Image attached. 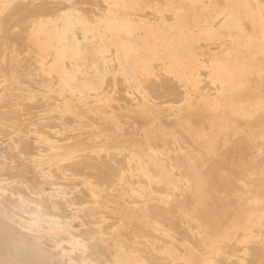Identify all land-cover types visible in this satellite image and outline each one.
Segmentation results:
<instances>
[{
    "label": "rangeland",
    "instance_id": "1",
    "mask_svg": "<svg viewBox=\"0 0 264 264\" xmlns=\"http://www.w3.org/2000/svg\"><path fill=\"white\" fill-rule=\"evenodd\" d=\"M41 1H42V3H41ZM0 2H1L0 3V29H1L0 30V37L3 36L2 40H3V42L5 41L4 42L5 44H3L2 40H0V45H1V47H0V50H1L0 51V55H1L0 56V63H1L0 66H3L7 72L6 76L4 78L0 77V100L2 98H7V99H11V100L13 98H15L12 101L15 104L12 103L11 105H9V107H7V106H6L7 108L4 107V110L2 112H0V114H1L0 116H2V115L8 116L10 118L9 120H11V121L8 120L9 122H7V123H9V125L2 122L1 126L3 129H5L4 130L5 131V139L4 140L10 139L12 137H17V136L19 139L23 140V141H20L18 143V149H20V150L17 152L18 156H17V160L15 163L17 166L20 165L21 163L23 165L28 164V163L19 161L20 158L30 156V154L33 153V151L37 152L38 149L40 150L41 147H43V145L44 146L52 145V143H46V142H40V143L28 142L27 139H28L29 135H26L25 129L29 130V132L36 133L38 135H40L42 133L41 137L45 136L48 138L50 137V139H55L57 141V143H55V145H53V146H57L58 148H60V146L62 145L59 139H61L63 137L64 138L72 137L71 140L74 139L73 141H75V142L72 141L73 143H71L69 147L63 146V148H61L58 151L59 152L57 154L58 156L57 155L56 156H57V158L60 159L62 157V155L64 156L65 153H67V151L70 148H72V146H73L78 151L83 150L82 152H86V153L88 152L90 154V157H92V158L88 157V159L87 158L84 159L85 161L84 160H77V161H73V162L64 161L65 165L67 167H68V165H70L69 168H73L75 170V171L72 170V172L70 171L69 172L70 175H66V177L70 178L67 181L68 182V186H67L68 192L72 195V197L76 196L75 198H77V199H75V198L74 199L77 200V202H82V201L89 200L88 199L89 193L83 187L79 188V186H77V183H75L76 180H74V179H76V177L79 178L81 176V175L76 174L77 170L78 171L80 170V172H82V173L88 171L87 173H89L91 176H93V180H96V179L98 180V178H101V180L99 179V181L107 182V181L112 180V177H114V176L116 178V175L113 174L116 171L121 170L125 167L129 168V167H131V165H133V161L128 162L127 159H125L122 155H120V157L116 156V158L113 157V155L112 156L110 155V158H112V159H110L109 157L102 156V155H101L102 157H100V158L96 157L95 153H93V152H95V150H93V149H98V148L101 149L102 147H107V146L112 147L114 145L113 147H115V146L120 147L121 146L120 148L122 149V151L123 152L125 151L124 153H126V151H127L126 148L129 149L130 147L131 148L136 147L137 150L139 149V151H141L143 153V161L144 162L147 161L150 163V161H152L153 167L151 165V168L154 170V168L156 167V169L158 168L159 170H162V171L166 168V165H164L163 160H161L159 157H157L155 155V153L161 154V155H163L165 153L163 155V157L168 154L169 156L167 155L168 157L166 156L165 158H170L174 162L176 167H178V168L182 167V168H180L181 171L183 172L184 176L187 179H189L191 182H193L195 180V178L198 175L197 173L201 172V173H199V175L196 179H199V181L201 183H204L205 191H207L205 194V198H200V196H199L198 201L195 202L194 201L195 194L193 192L187 190L181 182L177 181L175 178H172L171 175L165 173L164 174V182L161 184H153L152 188L147 190V192L149 191V193L147 194V192H146V196L148 197V195H149L150 200L151 201L153 200L152 202H155L153 198L156 199V202H160L159 199H161V198H162L161 201H164L165 199L167 200V201L166 200L165 201L169 205V207H166V208H169L168 210H166V208H165V210H161L160 209L161 207H159V206L156 208L150 209V213H154V211H155V213H154L155 219L158 221H154V222L151 220L147 221L146 219H148V217H147V214L145 213L142 205H140L138 207V209L140 211L137 209V210H134L135 212H133V210L132 211L129 209L127 210L125 208H123L125 210H122L123 206L121 204L116 209L107 208L108 210L107 209L105 210V212H104L105 216L104 217L105 218L107 217V218L103 222L104 224L101 225L102 230L105 229L104 232L110 231L113 223L118 222V216H120V215L122 216V214H123L122 217L127 219V221L129 220L130 222L128 221L125 224V226H123L124 228L121 227L119 229V230H121V231H119L120 234L118 231L115 233L116 237H117V241L119 242V244L123 243L122 245L129 246L132 243V241H130V240L133 239L135 234H138V228H136V227H139L137 224L140 221L141 223H144L145 225L147 224L146 226L147 227L149 226L148 228H150L154 233H157V235L160 238L163 237L162 239H164L165 241L168 238L171 239L169 241L167 240L169 243H168V246L165 249V251H156L155 256L157 258L156 257L151 258L152 262L156 260L155 261L156 263L153 262V264L154 263L155 264H160V263L165 264V262L167 261V260L164 261L165 256L171 257L172 260L177 264H180V263L203 264L205 262V260L208 259L204 255L203 246L202 247L199 246V239L198 238H197L198 240L191 239L192 237H191V234L188 230V227H184V224H180L181 222H180V219L178 217L179 215L182 214V212H183L182 210H185V211L189 210V211L194 212L196 214V216L202 222V225H203L202 229L204 232H203L201 238L205 242L207 247L212 249L213 253H212L210 259L213 260V263L215 262L214 264H216V263L220 264V262H221V264H231V263L232 264H249L247 259L250 258L249 259L250 261H252V260L254 261L255 259H252V258H254L255 255H256L257 259L259 258V256H261V257L258 260L256 259L255 260L256 262L255 261L254 262L249 261L250 264H253V263L254 264H264V260H263L264 259V249H263L264 248V224H261V221L264 220V146H261V144L264 145V122H263V125H261L260 124L261 121L259 122V120L253 119V122L251 125L252 127H248V129L250 131H252L254 134L252 136H249L248 138L246 136H238L237 137V142H240L243 144V145H241L243 150H245V147L247 148V152L242 154V158H241L240 163H242L243 166L240 168H235L232 166V157H231V153L229 152V149H231L232 146L230 147V141H229V137L227 135H222V146L225 148V151H223V154L221 151L220 152L221 155L219 154L220 155L219 157L218 156H214L215 158L208 157L207 154H205V152L204 153L200 152V154H199L198 151H196V149L194 147L196 145L191 141V139L189 140L190 136L188 138V136L182 130L183 129L182 127L186 128V129H188L190 127H194V126H195V128H200V127L202 128L204 125H206V126H208V128H211L213 126H209V123L211 124V123H215L217 121V120L213 119V112L214 113H217V112L220 113L221 111H226V112L230 111L231 108L233 107V103L229 100V97L227 96V94H221V92H219V90L217 91L215 89L208 88L206 86L207 84L204 85V83L201 81L200 74L198 75V73L192 72L187 77L186 73L180 71L179 69L182 66H184V64H183L184 58L183 57L164 55L163 52L165 50L163 48L162 51L158 50V52H159L158 55L151 57V58L155 59L154 63H148V62L142 63V61L144 59H146V57L141 56V59H140L139 56L135 57V56H128V55H124V56H122V55H118V56L117 55H109L108 57H106V60L108 62L106 63V65H102V66H100L99 64L91 63V62H86L84 59V56H72V57L68 56L64 60L65 63H63L60 60V56L62 55L63 51H65V50L71 51L72 50V42L70 40L68 41V38L72 37V12H71L72 11V0H0ZM20 3H22V4H20ZM60 3H62V4H60ZM35 4H37V5H35ZM39 4H42V5H39ZM43 4H44V6H43ZM38 6H40V7H38ZM43 7L44 8L46 7V8L44 9ZM47 9H49V10H47ZM33 10L36 13L35 12L33 13ZM20 14H21V16H20ZM23 14H24V16H23ZM36 14H38L39 16ZM28 16H29V18H28ZM8 17L10 20L8 19ZM27 18L29 19V20H27L28 23L25 20ZM8 20H9V23H6V21L8 22ZM21 21L23 24L25 23L26 25L23 26L21 24ZM1 22H2V24H1ZM13 22H16V23L18 22V25H20V26H15L16 23H13ZM64 22H66V23H64ZM38 23L41 26H37ZM61 23H64L65 27H66L63 34H61V32H60ZM21 25H22V27H21ZM4 26H5V29L3 28ZM19 27L22 28L21 31H20ZM25 27L27 29H25ZM8 29L10 30L11 33L13 31V33H15V34H10V36H9L10 32H8ZM1 31L5 35H3L1 33ZM22 31H24V32H22ZM16 33H17V35H16ZM19 33L20 34L22 33V35H26L27 37L26 36L24 37L26 39L25 40H24V38L22 39V37H23L22 35H20V37H19L20 39H18ZM8 37H9V39H8ZM4 38H6V39H4ZM21 39H22V41H20ZM7 40H9L8 41L9 43L7 44V46H5ZM13 40H15L16 43L13 42ZM23 41H26V42H23ZM57 42H58V44H57ZM22 43L23 44L25 43L24 46ZM26 45H27V47H26ZM17 46H19V49ZM29 46L32 48H29ZM7 47H9V48H7ZM25 47H26V49H25ZM4 50L8 53H6ZM20 50L22 51V54H20L21 53ZM23 50H24V53H23ZM35 51L37 53H35ZM13 52H16V53H13ZM51 52H52V54H51ZM7 54H8V56H7ZM30 54H31V56H30ZM25 56H27V58H25ZM131 57H133V58H131ZM138 58L141 60V66H143L142 73H139L138 72L139 70H136L137 65H136V63L133 62V61H135V59H138ZM129 59H130V61H129ZM4 60H5V62H4ZM31 61H32V63H31ZM144 61H146V60H144ZM168 61L170 63H168ZM26 62H28V63H26ZM35 62H36V65H35ZM5 63H6V65H5ZM24 63H26L27 65L26 64L24 65ZM132 63H134L135 66ZM71 64H72V67L78 69V72H77L76 77L72 78L71 80H68V79L63 77V74H62L63 73V66L66 65L69 68V67H71L70 66ZM119 64H121L122 66ZM164 68H166V71H164ZM101 69H102V71H101ZM112 69H114V70H112ZM160 74L161 75L165 74V76H174L175 81L178 82L179 84H181V82H183V81L188 82L189 85L192 86V88L190 89L189 102L187 101L188 99H186V100L184 99L181 102L179 101L178 104L177 103L176 104L171 103L170 101H172L175 98L178 99V96L172 95V97H170V93L168 94L169 90L171 89L170 86L166 87V85H165L164 88L158 89L160 91L154 90V92H157V94L153 92V89L149 90L150 85L152 83H154V81H158L161 78ZM118 76H119V78H122V79H119ZM204 79H207V78H204ZM118 80H122V81L119 82ZM208 80H212V77L209 76ZM105 81H107V82H105ZM108 82H109V84H108ZM201 84H203V85H201ZM123 85H125V86H123ZM199 85L204 86V88L203 87L200 88L202 92L200 91V89H198ZM165 88H167L166 90L168 92H166ZM209 90L212 93L209 92ZM254 90L257 91L260 89H254ZM262 90L264 92V89H262ZM120 91H122V92H120ZM206 91H208V92H206ZM162 92H164V94ZM165 92L168 94V95L167 94L166 95L169 96L172 100H170L169 97H166ZM89 93H90V95H89ZM98 93H100V94H98ZM117 93H119V94H117ZM120 93H121V95H120ZM160 93L162 95H165V97L161 98L162 95ZM203 93H205V94H203ZM6 94H7V97H6ZM153 94L158 95V97H160V98L157 99L158 97L156 95H155V97L152 96ZM194 94H196V95L193 96ZM212 94H213V96H212ZM119 95L123 96V98L125 97L124 100H123V98L121 99V97H119ZM209 96H210V98H208ZM29 97H31V98H29ZM86 97H88V98H86ZM138 97H139V99H138ZM152 97H154V98L152 99ZM87 100H89V101H87ZM125 100H126V102H128L127 104H126ZM158 100H160L161 102H159ZM167 100H170V101H167ZM29 101H31V102H29ZM90 101H92V102H90ZM78 102L80 103V105ZM26 103L31 104V105H28V108H27ZM36 103H38L39 106ZM40 103L42 104V106H40L41 105ZM52 103H54V104H52ZM66 103H68V104H66ZM77 103H78V105H77ZM111 103H113V104H111ZM195 103H197V104H195ZM74 104H76V105H74ZM200 104H202V105H200ZM140 105L141 106L143 105V107H140ZM196 105H197V107H196ZM199 105L202 108H200ZM24 106L28 110H25L26 108ZM29 106H30V108H29ZM71 106H72V108H70ZM111 106H113L114 108ZM115 106L118 108L117 110L115 109L116 108ZM171 106H173V107H171ZM36 107H39V108H36ZM98 107H100V108H98ZM128 107H129V109H128ZM156 107H158V108H156ZM164 107H167V108H164ZM226 107H228V108H226ZM85 108H87V109H85ZM103 108L104 109L106 108V109L104 110ZM136 108H137V110H136ZM149 108H151V109H149ZM173 108H174V110H173ZM196 108L197 109L200 108V109H198L199 111ZM125 109H127V110H125ZM143 109H144V112H143ZM146 109L148 110V112ZM64 110L65 111L67 110V112L65 113ZM157 110L159 111V113ZM167 110H169V111H167ZM249 110L252 111L253 114L260 115V111L264 113V104H256V103L250 104ZM174 111H176V112H174ZM177 111L178 112L180 111V112L178 113ZM4 112H6L7 115ZM11 112H13V113H11ZM34 112H37V113L35 114ZM85 112H86V114H85ZM170 112H173V113H170ZM189 112L190 113L193 112L194 114L192 113V115H191ZM185 113H187V114H185ZM27 114H28V116H27ZM59 114H61L60 118L57 117V116H59ZM19 115L22 116V118H24V119L26 117V119L25 120L23 119V121L18 120ZM37 115H38V117H36ZM173 115H176V117L173 118ZM262 115H264V114H262ZM67 116H69V117H67ZM30 117H32V118L29 119ZM126 117H129V118H126ZM196 117H200V119H196ZM65 118H67V120ZM122 118L124 120H122ZM187 118H188V120H187ZM79 119H81V120H79ZM155 119H156V122H155ZM77 120L80 122L79 124H77L78 123ZM87 120H88V122H87ZM112 120H114V121H112ZM118 120H119V122L122 121L121 122L122 124L117 123ZM126 120H127V122H126ZM111 121H112V123H111ZM185 121H190L192 126H189ZM50 122L55 123V125L53 123H50ZM61 122L66 124V125L62 124ZM148 122H150V124ZM162 122H163V124H162ZM166 122H168L169 124ZM123 123H124V125H123ZM127 123H129V124L127 125ZM171 123H173V124H171ZM24 124H25V126H27V125H29V126L25 127ZM41 124H44V125L49 124L50 126H52V124H53L54 127L52 126V127L48 128L47 126H43V128H42ZM56 124H57V126H56ZM98 125H100L101 127ZM132 125H133V127H132ZM170 125L173 128H171ZM174 125H175V127H174ZM31 126H33L32 128H34V129H32ZM45 127H47V128L45 129ZM99 127L101 129H99ZM106 127H108V128L106 129ZM28 128H30V129H28ZM67 128H69V129H67ZM135 128H136V130H135ZM23 129H24V131H23ZM17 131H20V132H18V135H17ZM57 131H58V135L56 134ZM75 131H77V132H75ZM117 131H119V132H117ZM45 132H46V134H45ZM73 132H75V133H73ZM255 132L258 134H256ZM59 133L63 134V135H60ZM64 133H68V134L64 135ZM76 133L79 136L76 135ZM104 133H105V135H103ZM110 133H112V134H110ZM71 134H72V136H71ZM173 134H174V136H173ZM11 135H13V136L11 137ZM19 135H21V136H19ZM53 135L55 136V138H52ZM66 135H67V137H66ZM132 135H134V136H132ZM145 135H148V136H145ZM59 136H61V137H59ZM74 136H76V137H74ZM96 136H97V139H96ZM136 136H137V138H135ZM1 138H2V136H1ZM22 138H24V139H22ZM90 138L91 139L93 138V139L90 140ZM105 138H108V139H105ZM182 138H183V140H182ZM101 139H103V140H101ZM184 139L186 141H184ZM89 140H90V142H89ZM58 141H59V143H58ZM165 141H166V143H165ZM191 142L193 145L189 144ZM245 142L247 144H249L250 146L249 147L244 146ZM144 143H145V145H144ZM22 144H23V146H21ZM29 144H30L31 148H30ZM168 145H169V147H168ZM190 145L192 146V148ZM150 146H151V148H150ZM261 147L263 148V151H262ZM5 149H7V145H5ZM28 150H29V152H28ZM149 150H150V152H149ZM157 150H160V151H157ZM164 150H165V152H164ZM91 151H92V153H91ZM192 151H193V153H192ZM261 152H262V154H261ZM179 154H180V157L177 156ZM203 154L205 156H203ZM20 155H22V156H20ZM170 155H171V157H170ZM195 155H197V156H195ZM94 156H95V158H94ZM121 156H122V158H124L126 160V162L124 159L121 158ZM144 156H146V157H144ZM193 156H194V158H193ZM201 156H202V158L203 157H205V158L202 159ZM178 157H179V159H178ZM184 157H185V159H184ZM220 157H221V159L223 158L222 163L220 162L221 160H219ZM245 157L248 158L246 163L244 161ZM108 158H109V160H108ZM103 159H105V160H103ZM146 159H148V160H146ZM207 159H209V160H207ZM106 160L108 162H106ZM186 160H187V162H186ZM191 160H192V162H191ZM218 160H219V162H218ZM79 161L82 163H80ZM215 161H217V162H215ZM18 162H20V163H18ZM93 162L95 165L93 164ZM96 162L98 164L97 167H96ZM103 162L107 163L108 165H106ZM111 163L116 165L118 170ZM126 163H129V165H127ZM187 163H189L190 165ZM206 163H207V165H206ZM214 163H216L217 165L222 164L223 166L222 165L216 166V164H214ZM86 164H87V166H86ZM124 164H126V165H124ZM201 164H203L202 166H206V167H201ZM120 165L122 166V168L120 167ZM113 166H114V169H113ZM191 166H193V167H191ZM210 166H215L216 171H215L214 167L210 168ZM80 167H81V169H80ZM217 167H218V169H217ZM101 168H102V170H101ZM105 168L106 169L108 168V169H107V172L105 170V173H104L103 170ZM204 168H206V169L208 168L207 171H205ZM220 168L221 169L225 168L226 170H224V171L228 172L227 175L225 173H223L224 172L223 170L221 172ZM111 169L113 171L115 169L116 170H115V172L112 171L113 173L111 174V171H108ZM209 169H210V171H209ZM16 170H17V168H16ZM16 170H13V173H15ZM196 170H198V171H196ZM217 170H219V171H217ZM92 171H93V173H92ZM212 171H213V173H212ZM106 173H110L112 175V177H111V175L106 174ZM59 174H61V173H58V175ZM75 174L78 176H76ZM105 174L107 176H105ZM213 174H215V176H212ZM71 175H75L76 177L73 176L74 179H72ZM195 175H196V177H195ZM60 176H62V175H60ZM200 177L201 178L203 177V178L201 179ZM215 177H217V181H216ZM115 178H113V180ZM205 179L208 182L205 181ZM211 179H213V180L209 181ZM218 179L220 181H218ZM214 181H216V184ZM243 181H244V183H242ZM245 181H247V182L245 183ZM252 181H253V184H251ZM209 182H212V183H210L211 186L209 185ZM220 182H222V183H220ZM206 184H208V185H206ZM218 184L220 185V187L217 186ZM164 185L165 186L168 185V186L165 187ZM213 186H214L215 190H214ZM222 186H224V187H222ZM251 186L254 188H252ZM74 187H75V189H74ZM154 187H156V188H154ZM158 187H160V188H158ZM216 187H218L220 190L218 188L216 189ZM165 188L167 189V191L165 190ZM71 189H72V192H71ZM153 189H154V191H153ZM181 190L183 191V193ZM159 191H161L162 194ZM174 191H177V192H174ZM178 191L181 193H179ZM240 191H243V192H240ZM245 191L246 192L249 191V193L248 192L246 193ZM170 192H171V194H170ZM216 192H218V193H216ZM250 192H252V193H250ZM76 194L77 195L80 194V195H78L79 198ZM159 194H161V195H159ZM209 194L211 195V197ZM222 195H224V196H222ZM244 195L246 196V198ZM111 197H112L111 195L107 196L106 200H105L107 203L106 205H109L110 207H112L113 204L114 205L116 204L114 197L113 198H111ZM249 198L251 199V201ZM110 199H111V202L108 203V201ZM243 200H245V201H243ZM246 200H247V202H246ZM174 203H175V206H173ZM240 204H241V206H240ZM170 208L173 209L174 211L171 210ZM176 208H178L181 213H178L177 211H175ZM244 208H246V210ZM247 209H249V211ZM110 210H112V211H110ZM125 211H126V213H125ZM143 211H144V213H143ZM170 211L172 212L171 213L172 216L170 215ZM121 212H122V214H121ZM111 213H112V216H111ZM94 214L97 215L96 211L92 210L90 213L91 218L89 220V222H91L90 223L91 226H93L92 222H94L93 217L96 216ZM114 214H115V216H113ZM238 214H241V215H238ZM136 215H138V216H136ZM160 215H162L163 220H162V217ZM237 215H238V217H237ZM125 216L128 218H126ZM142 216H144V218H142ZM110 218H112V219H110ZM132 218H133V220H132ZM91 219H92V221H91ZM111 220L115 221V222H112ZM229 220H230V222H229ZM107 221H109V222H107ZM142 221H144V222H142ZM110 222H111V224H110ZM168 222H171V223L173 222V223L171 224ZM174 222H176V223L174 224ZM181 227L183 230L185 228L186 229L183 231L181 229ZM164 229H168V230H164ZM175 230L176 231L178 230V231L176 232ZM262 230H263V232H262ZM130 231H132V232H130ZM173 231H175V232H173ZM174 233H176V234H174ZM182 233H184V234H182ZM212 233H213V235H212ZM178 235H180V236H178ZM183 235H185V236H183ZM187 235H188V237H187ZM175 236L176 237L177 236L182 237V239L176 238ZM212 236H213V238H211ZM125 240H128V241H125ZM196 242H198V244ZM126 243H128V245ZM175 243H177V244H175ZM106 244H107L106 245V251L109 254H107L105 256V259H106V261L107 260L111 261L112 258L114 256H116L119 252L114 248L112 249L108 239L106 240ZM174 244L176 245L177 249H176ZM233 244H234V246H233ZM177 245H179L180 247ZM188 246H190L192 249L190 247L188 248ZM256 246H258V248H260L261 250L263 249V250L261 251ZM199 247L202 249V251ZM252 247H253V249H252ZM254 247H256V248H254ZM197 248H198V250H197ZM171 249H173V250H171ZM257 249H258V251H256ZM218 250H220L221 253H218L217 252ZM253 250H255V252H253ZM233 251H234V253H233ZM170 252H171V254H170ZM256 252L258 253L259 256L257 255ZM186 253H188V254H186ZM228 253L231 255H229ZM201 254H202V257H201ZM260 254H262V255H260ZM251 256H253V257H251ZM109 257H111V258H109ZM159 257L160 258L162 257V259H160ZM218 259H220V260H218Z\"/></svg>",
    "mask_w": 264,
    "mask_h": 264
},
{
    "label": "bare ground",
    "instance_id": "2",
    "mask_svg": "<svg viewBox=\"0 0 264 264\" xmlns=\"http://www.w3.org/2000/svg\"><path fill=\"white\" fill-rule=\"evenodd\" d=\"M91 1V0H90ZM99 1V0H98ZM216 1V0H215ZM6 2V1H5ZM38 2V1H37ZM47 2V1H46ZM74 2V1H73ZM147 2V1H146ZM149 2V1H148ZM214 2V1H213ZM218 2V1H216ZM221 2V1H219ZM1 3V2H0ZM4 3V2H3ZM42 3V1H41ZM76 3V2H75ZM82 3V2H81ZM137 3V2H136ZM234 3V2H233ZM22 4V3H20ZM26 4V3H25ZM24 4V5H25ZM46 4V3H45ZM48 4V3H47ZM50 4V3H49ZM62 4V3H60ZM73 4V3H72ZM88 4V3H87ZM99 4V3H98ZM221 4V3H220ZM17 5V4H16ZM29 5V4H28ZM37 5V4H35ZM39 5H42V4H39ZM81 5V4H80ZM103 5V4H102ZM139 5V4H138ZM227 5V4H226ZM3 6V5H2ZM19 6V5H18ZM44 6V4H43ZM46 6V5H45ZM74 6V5H73ZM91 6V5H90ZM100 6V5H99ZM129 6V5H128ZM141 6V5H140ZM146 6V5H145ZM181 6V5H180ZM233 6V5H232ZM17 7V6H16ZM25 7V6H24ZM40 7V6H38ZM93 7V6H92ZM101 7V6H100ZM135 8V6H133ZM158 7V6H157ZM219 7V6H218ZM13 8V7H12ZM44 8V7H43ZM46 8V7H45ZM44 8V9H45ZM49 8V7H48ZM66 8V7H65ZM140 8V7H139ZM144 8V7H143ZM26 9V8H25ZM40 9V8H39ZM120 9V8H119ZM37 10V9H36ZM42 10V9H41ZM40 10V11H41ZM49 10V9H47ZM62 10V9H61ZM142 10V9H141ZM156 10V9H154ZM205 10V9H204ZM25 11V10H24ZM27 11V10H26ZM38 11V10H37ZM52 11V10H51ZM104 11V10H103ZM136 11V10H135ZM237 11V9L235 10ZM3 12V11H2ZM19 12V11H18ZM35 11L33 10V13ZM44 12V11H43ZM72 12V11H71ZM21 13V12H20ZM23 13V12H22ZM36 13V12H35ZM50 13V12H49ZM48 13V14H49ZM77 13V12H76ZM91 13V12H90ZM6 14V13H5ZM44 14V13H43ZM47 14V15H48ZM102 14V13H101ZM234 14V13H233ZM13 15V14H12ZM11 15V16H12ZM16 15V14H15ZM18 15V14H17ZM32 15V14H31ZM38 15V14H36ZM85 15V14H84ZM88 15V14H87ZM91 15V14H90ZM94 15V14H93ZM215 15V14H214ZM10 16V17H11ZM21 16V14H20ZM24 16V14H23ZM33 16V15H32ZM39 16V15H38ZM41 16V15H40ZM96 16V15H94ZM105 16V14H104ZM127 16V15H126ZM143 16V15H142ZM19 17V16H18ZM86 17V16H85ZM90 17V16H89ZM128 17V16H127ZM167 17V16H166ZM2 18V17H1ZM25 18V17H24ZM29 18V16H28ZM25 19L26 22L28 23L27 20L29 19ZM43 18V17H42ZM48 18V17H47ZM97 18V17H96ZM101 18V17H100ZM169 18V16H168ZM167 18V19H168ZM173 18V17H172ZM188 18H191V17H188ZM194 18V17H193ZM9 19V17H8ZM12 19V18H11ZM17 19V18H16ZM33 19V18H32ZM91 19V17H90ZM93 19V18H92ZM130 19V18H129ZM186 19V18H185ZM10 20V19H9ZM9 20L8 22L6 21V23H9ZM35 20V19H34ZM133 20V19H132ZM151 20V19H150ZM154 20V19H153ZM183 20V19H182ZM198 20V18L196 19ZM13 21V20H12ZM23 21V20H22ZM21 21V24L23 26H25L26 24L22 23ZM49 21V20H48ZM54 21V20H53ZM65 21V20H64ZM93 21V20H92ZM168 21V20H167ZM193 21V19H192ZM191 21V22H192ZM136 22V21H135ZM149 22V21H148ZM163 22V21H162ZM174 22V21H173ZM176 22V21H175ZM186 22V21H184ZM13 23H16V22H13ZM66 23V22H64ZM64 23H61V34L64 33V30H65V24ZM2 24V22H1ZM17 24V25H16ZM15 24V26H20L18 25V22ZM134 24V23H133ZM136 24V23H135ZM171 24V23H170ZM179 24V23H178ZM177 24V25H178ZM191 24V23H190ZM209 24V23H208ZM21 25V27H22ZM47 25V24H46ZM59 25V24H58ZM75 25V24H74ZM147 25V24H146ZM165 25V24H164ZM188 25H189V22H188ZM187 25V26H188ZM192 25V24H191ZM203 25V24H202ZM3 26V25H2ZM37 26H41L39 23L37 24ZM128 26V25H127ZM140 26V25H139ZM60 27V26H59ZM130 27V26H129ZM132 27V26H131ZM137 27V26H136ZM149 27V26H148ZM161 27V26H160ZM173 28H175L174 26H172ZM191 27V26H190ZM207 27V26H206ZM2 28V27H1ZM5 29V26L3 27ZM8 28V27H7ZM24 28V27H23ZM29 28V27H28ZM128 28V27H127ZM187 28V27H186ZM20 31L22 28H20ZM25 29H27L25 27ZM36 29V28H35ZM59 29V28H58ZM126 29V27H125ZM152 29V28H151ZM176 29V28H175ZM185 29V28H184ZM189 29V28H188ZM245 29V28H243ZM1 30V29H0ZM7 30V29H6ZM24 30V29H23ZM37 30V29H36ZM129 30V29H128ZM136 30V29H135ZM138 30V28H137ZM162 30V29H160ZM26 31V30H25ZM38 31V30H37ZM133 31V30H132ZM221 31V30H220ZM223 31V30H222ZM4 32V31H3ZM8 32H10V30L8 29ZM24 32V31H22ZM27 32V31H26ZM42 32V31H41ZM215 32V31H214ZM250 32V31H249ZM2 33V31H1ZM125 33V32H124ZM130 33V32H129ZM141 33V32H140ZM205 33V32H204ZM222 33V32H221ZM247 33V32H246ZM3 34V33H2ZM10 34H15L10 32L9 33V36ZM139 34V33H138ZM220 34V33H219ZM218 34V35H219ZM257 34V33H256ZM5 35V34H3ZM17 35V33H16ZM20 35H22V33L18 35V39H20ZM197 35V34H196ZM204 35V34H203ZM8 36V35H7ZM22 39L26 36V35H22ZM81 36V35H80ZM131 36V35H130ZM153 36V35H152ZM156 36V35H155ZM191 36V35H190ZM198 36V35H197ZM5 37V36H4ZM27 37V36H26ZM36 37V36H35ZM175 37V36H174ZM178 37V36H177ZM244 37V36H243ZM3 36L0 37V40H2ZM76 38V37H75ZM80 38V37H79ZM87 38V37H86ZM141 38V37H140ZM259 38V37H258ZM6 39V38H4ZM9 39V37H8ZM22 39L20 41H22ZM26 38H24L25 40ZM81 39V38H80ZM89 39V38H88ZM125 39V38H124ZM204 39V38H203ZM17 40V39H16ZM120 40V39H119ZM133 40V39H131ZM130 40V41H131ZM136 41L138 39H135ZM133 40V42L135 41ZM200 40V39H199ZM9 40H7L6 42V45L9 43L8 42ZM11 41V40H10ZM5 42V41H4ZM2 40V43L5 44ZM12 42V41H11ZM13 42H15V40H13ZM23 42H26V41H23ZM120 42V41H119ZM138 42V41H137ZM153 42V41H152ZM161 42V41H160ZM16 43V42H15ZM118 43V42H117ZM135 43V42H134ZM190 43V42H189ZM198 43V42H197ZM220 43V42H219ZM2 44V45H3ZM23 44V43H22ZM25 44V43H24ZM23 44V46H24ZM27 44V43H26ZM58 44V42H57ZM136 44V43H135ZM134 44V45H135ZM139 44V43H138ZM231 44V43H230ZM21 45V44H20ZM19 45V46H20ZM28 45V44H27ZM26 45V47H27ZM55 45V44H54ZM171 45V44H170ZM178 45V44H177ZM204 45V44H203ZM218 45V43L216 44ZM9 46V45H8ZM19 46L18 49H19ZM96 46V45H95ZM139 46V45H138ZM159 46V44H158ZM186 46V45H185ZM1 47V45H0ZM10 47V46H9ZM7 47V48H9ZM25 47V49H26ZM60 47V46H59ZM149 47V46H148ZM178 47V46H177ZM189 47V46H188ZM197 47V46H196ZM202 47V45H201ZM204 48L206 47L205 45L203 46ZM239 47V46H237ZM236 47V49H238ZM5 48V47H4ZM29 48H32L29 46ZM94 48V47H93ZM97 48V47H95ZM118 48H119V45H118ZM173 48V47H172ZM2 49V48H1ZM21 49V48H20ZM86 49V48H85ZM138 49V48H137ZM157 49V47H156ZM163 49V48H162ZM176 49V48H175ZM6 50V49H5ZM4 50V51H5ZM52 50V49H51ZM173 50V49H172ZM193 50V49H192ZM1 51V50H0ZM8 51V50H7ZM18 51V50H17ZM16 51V52H17ZM21 51V50H20ZM119 51V50H118ZM121 51V50H120ZM139 51V50H138ZM141 51V50H140ZM162 51V50H161ZM169 51V50H168ZM6 52V51H5ZM16 52H13V53H16ZM72 50L69 51V50H65L63 51L62 55L60 56V60L64 62V60L66 59V57L68 56H75L74 53L72 54ZM148 52V51H147ZM237 52V51H236ZM8 53V52H6ZM23 53H24V50H23ZM35 53H37L35 51ZM90 53V52H89ZM88 53V54H89ZM102 53V52H101ZM139 53V52H138ZM205 53V52H204ZM2 54V53H1ZM22 54V51L21 53ZM52 54V52H51ZM122 54V52L120 53ZM142 54H143V51H142ZM168 54V53H167ZM202 54V53H201ZM91 55V54H90ZM140 55V54H139ZM172 55V54H171ZM238 55V54H236ZM1 56V55H0ZM5 56V55H4ZM8 56V54H7ZM31 56V54H30ZM93 57V56H92ZM97 57V56H96ZM25 58H27V56H25ZM51 58V57H50ZM59 58V57H58ZM133 58V57H131ZM188 58V57H187ZM33 59V58H32ZM98 59V58H97ZM139 59V58H138ZM238 59V58H237ZM242 59V58H241ZM263 59V58H262ZM27 60V59H26ZM30 60V59H29ZM28 60V61H29ZM134 60V59H133ZM189 60V59H188ZM200 60V59H199ZM240 60V59H239ZM130 61V59H129ZM138 61V60H137ZM5 62V60H4ZM3 62V63H4ZM45 62V61H44ZM51 62V61H50ZM238 62V61H237ZM245 62V60H244ZM263 62V61H262ZM28 63V62H26ZM24 63V65L26 64ZM32 63V61H31ZM158 63V62H157ZM156 63V64H157ZM206 63V62H205ZM228 63V62H227ZM250 63V62H249ZM1 64V63H0ZM8 64V63H7ZM134 64V63H132ZM159 64V63H158ZM208 64V63H207ZM244 64V63H242ZM6 65V63H5ZM27 65V64H26ZM33 65V64H32ZM35 65H36V62H35ZM46 65V64H45ZM115 65V64H114ZM121 65V64H119ZM154 65V64H153ZM180 65V64H179ZM71 67H67L66 65L63 66V77L68 79V80H71L72 78L76 77L77 75V72H78V69L72 67V64L70 65ZM89 66V65H88ZM109 66V65H108ZM116 66V65H115ZM122 66V65H121ZM135 66V65H134ZM258 66V65H257ZM256 66V67H257ZM25 67V66H24ZM27 67V66H26ZM45 67V66H44ZM85 67V66H84ZM256 67H253L254 70L256 69ZM52 68V67H51ZM115 68V67H114ZM155 68V67H154ZM7 69V68H6ZM54 69V68H53ZM242 69V68H241ZM246 69V68H245ZM249 68H247L248 70ZM8 70V69H7ZM56 70V69H55ZM114 70V69H112ZM121 70V69H120ZM132 70V69H131ZM201 70V69H200ZM253 70V72H254ZM135 71V70H134ZM207 71V69H206ZM231 71V70H230ZM237 71H240V70H237ZM256 71V70H255ZM120 72V71H119ZM123 72V71H122ZM200 72V71H199ZM251 76V72L248 71ZM6 70L4 69L3 66H0V77L4 78L6 76ZM55 73V72H54ZM187 73V72H186ZM206 73V72H204ZM241 73V72H240ZM244 73V72H243ZM61 74V73H60ZM134 74V73H133ZM229 74V73H228ZM121 75V74H120ZM119 75V76H120ZM161 75V74H160ZM200 75H201V72H200ZM243 75V74H242ZM247 75V76H248ZM118 76V78H119ZM206 76V75H205ZM231 76V75H230ZM245 76V75H244ZM160 78V77H159ZM61 79V78H60ZM107 79V78H106ZM119 79H122V78H119ZM2 80V79H1ZM36 80V79H35ZM54 80V79H53ZM39 81V80H38ZM119 82L122 81V80H118ZM141 81V80H140ZM202 81V80H201ZM253 81V80H252ZM107 82V81H105ZM118 82V83H119ZM153 82V81H152ZM54 83V82H53ZM147 83V82H146ZM145 83V84H146ZM234 83V82H233ZM252 83V82H251ZM255 83V82H254ZM107 84V83H106ZM109 84V82H108ZM124 84V83H123ZM151 84V83H150ZM208 84V83H206ZM229 84V83H228ZM250 84V83H249ZM66 85V84H65ZM64 85V86H65ZM119 85V84H118ZM166 85V87L170 86L171 89L169 90V92L166 90L167 88H165L166 92H168V94L170 93V97L173 96H178V99L175 98V99H171L169 96H167L168 94L165 92V95L166 97H169L170 100H167V101H170L171 103H177L184 99H186V90L183 89L182 85L179 84L178 82L172 80V77H166L165 74L161 75V78L158 80V81H154V83H152L150 85V88L149 90H152L153 89V92L154 90L156 91H160L158 89L160 88H164ZM202 85V84H201ZM205 85V84H204ZM227 85V84H226ZM17 86V85H16ZM122 86V85H121ZM125 86V85H123ZM142 86V85H141ZM149 86V85H148ZM207 86V85H206ZM209 86V85H208ZM207 86V87H208ZM230 86V85H229ZM254 86V85H253ZM112 87V86H111ZM202 87V86H201ZM216 87H218L216 85ZM251 87V86H250ZM264 87V86H263ZM16 88V87H15ZM67 88V87H66ZM105 88V87H104ZM103 88V89H104ZM144 88V87H143ZM147 88V89H148ZM204 88V86H203ZM202 88V89H203ZM210 88V86L208 87ZM219 88V87H218ZM200 89V88H198ZM212 89V88H211ZM229 89V88H228ZM58 90V89H57ZM56 90V91H57ZM148 90V91H149ZM218 91V89H216ZM7 91V90H6ZM147 91V90H146ZM171 91V92H170ZM201 91V89H200ZM199 91V92H200ZM214 91V90H213ZM4 92V91H3ZM90 92V91H89ZM99 92V91H98ZM106 92V91H105ZM122 92V91H120ZM197 92V91H196ZM202 92V91H201ZM204 92V91H203ZM208 92V91H206ZM209 92H211L209 90ZM239 92V91H238ZM148 93V92H147ZM157 94V92H154ZM159 93V92H158ZM164 94V92H162ZM212 93V92H211ZM210 93V94H211ZM63 94V93H62ZM69 94V93H68ZM67 94V95H68ZM100 94V93H98ZM109 94V93H108ZM119 94V93H117ZM145 94V93H144ZM152 94V93H151ZM155 94V95H156ZM161 94V93H160ZM205 94V93H203ZM202 94V95H203ZM42 95V94H41ZM87 95V94H86ZM90 95V93H89ZM93 95V94H92ZM97 95V94H96ZM121 95V93H120ZM121 99L123 98V96H120ZM155 95L153 94L152 96L155 97ZM162 95V94H161ZM160 95V96H161ZM165 95H162V97H165ZM196 94H194L193 96H195ZM11 96V95H10ZM28 96V95H27ZM30 96V95H29ZM45 96V95H44ZM47 96V95H46ZM65 96V95H64ZM135 96V95H134ZM158 97V95H156ZM180 96V97H179ZM205 96V95H204ZM213 96V94H212ZM211 96V97H212ZM215 96V95H214ZM6 97H7V94H6ZM66 97V96H65ZM117 97V96H116ZM118 97V98H119ZM152 97V99L154 98ZM156 97V98H157ZM206 97V96H205ZM31 98V97H29ZM35 98V97H34ZM33 98V99H34ZM42 98V97H41ZM52 98V97H51ZM88 98V97H86ZM103 98V97H102ZM106 98V97H105ZM108 98V97H107ZM125 98V97H124ZM123 98V100H124ZM160 97H158L157 99H159ZM174 98V97H173ZM210 98V96L208 97ZM258 98V97H257ZM15 99V98H13ZM13 99H7V98H2L0 100V112H2L4 110V107H9V105H11L13 102ZM17 99V98H16ZM26 99V98H25ZM36 99V98H35ZM79 99V98H78ZM120 99V98H119ZM127 99V98H126ZM139 99V97H138ZM217 99V98H216ZM27 100V99H26ZM76 100V99H75ZM74 100V101H75ZM218 100V99H217ZM40 101V100H39ZM89 101V100H87ZM93 101V100H92ZM90 101V102H92ZM120 101V100H119ZM159 102H161L160 100H158ZM235 101V100H234ZM25 102V101H24ZM31 102V101H29ZM109 102V101H108ZM111 102V101H110ZM126 102V100H125ZM130 102V101H129ZM139 102V101H138ZM193 102V101H192ZM196 102V101H195ZM208 102V101H207ZM206 102V103H207ZM221 102V101H220ZM219 102V103H220ZM236 102V101H235ZM240 102V101H239ZM55 103V102H54ZM52 103V104H54ZM70 103V102H69ZM72 103V102H71ZM79 103V102H78ZM77 103V105H78ZM128 102H126L127 104ZM140 103V102H139ZM170 103V104H171ZM194 103V102H193ZM204 103V102H203ZM212 103V102H211ZM214 103V102H213ZM223 103V102H222ZM15 104V103H13ZM24 104V103H23ZM27 104V108H28V105H31V104ZM25 104V105H26ZM38 105V103H36ZM35 104V105H36ZM41 104V103H40ZM64 104V103H63ZM68 104V103H66ZM113 104V103H111ZM115 104V103H114ZM120 104V103H119ZM130 104V103H129ZM141 104V103H140ZM197 104V103H195ZM205 104V103H204ZM208 104V103H207ZM50 105V104H49ZM76 105V104H74ZM80 105V103H79ZM88 105V104H87ZM118 105V104H117ZM202 105V104H200ZM199 105V107H200ZM227 105V104H226ZM230 105V104H229ZM235 105V104H234ZM39 106V105H38ZM42 106V104L40 105ZM114 106V105H113ZM111 106V107H113ZM191 106V105H190ZM195 106V105H194ZM228 106V105H227ZM238 106V105H237ZM243 106V105H242ZM240 106V107H242ZM6 107V108H7ZM23 107V106H22ZM25 107V106H24ZM32 107V106H31ZM61 107V106H60ZM91 107V106H90ZM95 107V106H94ZM105 107V106H104ZM116 107V106H115ZM121 107V106H120ZM127 107V106H126ZM140 107H143V105ZM173 107V106H171ZM177 107V106H176ZM188 107V106H187ZM197 107V105H196ZM207 107V106H206ZM218 107V106H217ZM229 107V106H228ZM226 107V108H228ZM11 108V107H10ZM26 108V107H25ZM25 109V110H28V109ZM30 108V106H29ZM36 108H39V107H36ZM72 108V106L70 107ZM100 108V107H98ZM108 108V107H107ZM114 108V107H113ZM122 108V107H121ZM135 108V107H134ZM158 108V107H156ZM164 108H167V107H164ZM175 108V107H174ZM173 108V110H174ZM183 108V107H182ZM192 108V107H191ZM202 108V107H200ZM198 108V109H200ZM247 108V107H246ZM16 109V108H15ZM87 109V108H85ZM104 109V108H103ZM102 109V110H103ZM106 109V108H105ZM104 109V110H105ZM116 110L118 109L117 107L115 108ZM129 109V107H128ZM151 109V108H149ZM179 109V108H178ZM197 109V108H196ZM197 109V110H198ZM222 109V108H221ZM24 110V109H23ZM101 110V111H102ZM103 110V111H104ZM127 110V109H125ZM135 110V109H134ZM137 110V108H136ZM147 110V109H146ZM190 110V109H189ZM210 110V109H209ZM18 111V110H17ZM16 111V112H17ZM65 111V110H64ZM122 111V110H121ZM150 111V110H149ZM158 111V110H157ZM169 111V110H167ZM199 111V110H198ZM220 111V110H219ZM233 111V110H232ZM60 112V111H59ZM62 112V111H61ZM67 112V110L65 111V113ZM100 112V111H99ZM112 112V111H111ZM143 112H144V109H143ZM148 112V110H147ZM155 112V111H154ZM176 112V111H174ZM178 112V111H177ZM180 112V111H179ZM178 112V113H179ZM183 112V111H182ZM209 112V111H208ZM212 112V111H211ZM225 111H223L224 113ZM231 112V110H230ZM237 112V111H236ZM261 112V111H260ZM6 114V112H4ZM8 113V112H7ZM13 113V112H11ZM35 114L37 112H34ZM57 113V112H56ZM150 113V112H149ZM159 113V111H158ZM170 113H173V112H170ZM184 113V112H183ZM190 113V112H189ZM193 113V112H192ZM192 113H190L192 115ZM196 113V112H195ZM214 113V112H213ZM218 113V112H217ZM240 113V112H239ZM247 113V112H246ZM3 114V113H2ZM70 114V113H69ZM75 114V113H74ZM86 114V112H85ZM103 114V113H102ZM120 114V113H119ZM127 114V113H126ZM130 114V113H129ZM147 114V113H146ZM156 114V113H155ZM187 114V113H185ZM194 114V113H193ZM226 114V112H225ZM264 114V113H263ZM1 115V114H0ZM7 115V114H6ZM30 115V114H29ZM32 115V114H31ZM44 115V114H43ZM57 115V114H56ZM67 115V114H66ZM76 115V114H75ZM105 115V114H104ZM122 115V114H121ZM162 115V114H161ZM178 115V114H177ZM238 115V114H237ZM242 115V114H241ZM256 115V114H255ZM262 115V114H261ZM11 116V115H10ZM24 116V115H23ZM26 116V115H25ZM28 116V114H27ZM170 116V115H169ZM186 116V115H185ZM226 116V115H225ZM233 116V115H232ZM263 116V115H262ZM38 117V115L36 116ZM56 117V116H55ZM57 117H61V114H59V116ZM69 117V116H67ZM96 117V116H95ZM113 117V116H112ZM168 117V116H167ZM176 117V115H173V118ZM178 117V116H177ZM228 117V116H227ZM16 118V117H15ZM32 117H30L29 119H31ZM49 118V117H48ZM73 118V117H72ZM91 118V117H90ZM114 118V117H113ZM126 118H129V117H126ZM132 118V117H131ZM144 118V117H143ZM154 118V117H153ZM229 118V117H228ZM10 118L8 116H0V264H153V262L155 261H151V258H154L156 257L155 256V253L156 251H165V249L167 248L168 246V241L171 240V239H167L166 241L162 238H160L157 233H154L150 228H148L144 223H141L140 221L138 222V226L139 227H136L138 228V234H135V236L133 237L132 240V243L129 245V246H125V245H122V244H119V242L117 241V237H116V232L118 231H121L119 230L121 227L125 226V224L129 221H127V219H125L122 214V216H118V222L117 223H113L112 225V228L110 229V231L108 232H104L105 229L102 230V224H104L103 222L106 220V218L104 217V212L107 208H113V209H116L119 205L122 204V210H125V209H129V210H133V212H135L134 210H137L138 207L140 205H142V207L144 208V211L145 213L147 214V217L148 219H146L147 221L148 220H151V221H158L155 219V211L154 213H150V209L152 208H156V207H161L160 209L161 210H165L166 207H169L168 203L164 200V201H161V199H159L160 202H156V199H154L155 202H152L149 198V195L148 197L146 196V192L147 190H149L150 188H152L153 184H161L164 182V174L167 173L169 175H171L172 178H175L177 181L181 182L185 188L191 192H193L195 194L194 196V201L197 202L198 201V198L200 196V198H205V194L207 191H205V186H204V183H201L199 181V179H196L199 175V173L201 172H196L198 175L196 177L195 175V180L193 182H191L189 179H187L183 172L181 171L180 168L176 167V165L174 164V162L170 159V158H165L166 156L163 157V155L161 154H157L155 153V155L157 157H159L161 160H163V163L164 165H166V168L162 171V170H159L158 168L156 169V167L154 168V170L151 168V165H152V161L149 162H144L143 161V153L141 151H139V149L137 150V148H126L127 151L126 153H124L122 151V149L120 147H102L101 149L98 148V149H93L95 150V156L96 157H102V156H105V157H109L110 158V155L113 157L116 158V156H119L122 155L125 159H127V161H133V165H131V167L129 168H123L121 170H118V168L116 167V165H114L116 167V169L118 171L115 172V170L113 171L112 169L111 170H108V171H111V174L113 172V174L116 175V178L115 176L112 177V175L110 173H106V174H109L111 175L112 177V180L110 181H107V182H101L99 181V179L101 180V178H98V180H93V176H91L89 173L87 172H80V170L76 171V174L78 175H81L79 178H77L76 176L78 175H71L72 176V179L73 176L76 177V182L77 183V186H79V188L83 187L85 190L88 191L89 195H88V199L87 201H82V202H77V198L75 197H72V195L68 192V180L70 179L69 177H66V175H70V171L72 172V170H74L73 168H69L70 165H68V167L65 165V162L64 161H70V162H73V161H77V160H84V159H88V157H90V154L86 153V152H82V151H78L76 150L73 146L72 148H70L67 153H65V155L59 159L57 158V154L59 153L58 151L63 148V146H70L71 143L75 142L72 139V137L70 138H61L59 139L60 142H61V146L60 148H58L57 146H53L55 145V143H57V141L55 139H50V137H41V134L38 135L36 133H32V132H29V130L25 129L26 130V135H29L28 136V139L27 141L28 142H34V143H40V142H46V143H52V145H48V146H44L41 147V149L37 152H34L30 154V156H26V157H23V158H20L19 161H22V162H25V163H28L27 165H23L22 163L20 165H16V160H17V152L20 150L18 149V143L20 141H23L21 139L17 137H12L13 135H11L12 138L10 139H5V129L2 128L1 126V123H6L7 125H9V120ZM24 118H22V116H18V120H21L23 121ZM26 119V117H25ZM24 119V120H25ZM38 119V118H37ZM67 120V118H65ZM83 119V118H82ZM112 119V118H111ZM159 119V118H158ZM161 119V118H160ZM168 119V118H167ZM185 119V118H184ZM208 119V118H207ZM211 119V118H210ZM234 120V118H232ZM237 119V118H236ZM9 120V121H8ZM81 120V119H79ZM85 120V119H84ZM91 120V119H90ZM94 120V119H93ZM122 120H124L122 118ZM142 120V119H141ZM34 121V120H33ZM75 121V120H74ZM78 121V120H77ZM110 121V120H109ZM114 121V120H112ZM111 121V123H112ZM174 121V120H173ZM25 122V121H24ZM48 122V121H47ZM68 122V121H67ZM82 122V121H81ZM88 122V120H87ZM90 122V121H89ZM122 121L118 122L117 123H121ZM127 122V120H126ZM154 122V121H153ZM155 122H156V119H155ZM189 126H192L191 122L190 121H185ZM238 122V121H236ZM260 122V120H259ZM29 123V122H28ZM50 123H53V122H50ZM62 123V122H61ZM69 123V122H68ZM80 122L78 121L77 124H79ZM83 123V122H82ZM103 123V122H102ZM101 123V124H102ZM125 123V122H124ZM123 123V125H124ZM150 124V122H148ZM168 123V122H166ZM184 123V122H183ZM232 123V122H231ZM55 125V123H53ZM52 124V126H53ZM64 124V123H62ZM61 124V125H62ZM84 124V123H83ZM82 124V125H83ZM109 124V123H108ZM122 124V123H121ZM129 123H127L128 125ZM135 124V123H134ZM163 124V122H162ZM169 124V123H168ZM173 124V123H171ZM175 124V123H174ZM198 124V123H197ZM224 124V123H223ZM229 124V123H228ZM234 124V122L232 123ZM261 124V123H260ZM6 125V126H7ZM13 125V124H12ZM35 125V124H34ZM59 125V124H58ZM66 125V124H64ZM73 125V124H72ZM81 125V124H80ZM85 125V124H84ZM89 125V124H88ZM112 125V124H111ZM180 125V124H179ZM178 125V126H179ZM226 125V124H225ZM230 125V124H229ZM244 125V124H243ZM262 125V124H261ZM25 126V124H24ZM29 126V125H27ZM25 126V127H27ZM43 126H47L48 128L49 127H52L50 126L49 124L48 125H44V124H41V127L43 128ZM57 126V124H56ZM60 126V125H59ZM74 126V125H73ZM100 126V125H98ZM105 126V125H104ZM113 126V125H112ZM130 126V125H129ZM138 126V125H137ZM146 126V125H145ZM209 126H210V123H209ZM213 126V125H212ZM239 126V125H238ZM13 127V126H12ZM33 126H31L32 128ZM45 127V129L47 128ZM54 127V126H53ZM91 127V126H90ZM93 127V126H92ZM101 127V126H100ZM99 127V129H101ZM133 127V125H132ZM167 127V126H166ZM171 127V125H170ZM175 127V125H174ZM195 127V126H194ZM214 127V126H213ZM210 128L208 129L207 131H195V132H191L189 130H186V132L189 134H187L189 140L191 139V141L196 145L198 146L199 148H201L203 150V153L205 152V154H207L208 157H211V158H215L214 156H220V152L219 150L221 151L220 147H222V135L225 133V130L223 128V125H222V122L221 121H218V126L215 127V128ZM241 127V126H240ZM16 128V127H15ZM62 128V127H61ZM70 128V127H69ZM67 128V129H69ZM75 128V127H74ZM98 128V127H97ZM108 127H106L107 129ZM110 128V127H109ZM114 128V127H113ZM138 128V127H137ZM173 128V127H171ZM177 128V127H176ZM180 128V127H179ZM236 128V127H235ZM17 129V128H16ZM21 129V128H20ZM30 129V128H28ZM34 129V128H32ZM31 129V130H32ZM84 129V128H83ZM96 129V128H95ZM134 129V128H133ZM163 129V128H162ZM170 129V128H169ZM237 129V128H236ZM244 129V128H243ZM246 129V128H245ZM12 130V129H11ZM40 130V129H39ZM44 130V129H43ZM42 130V131H43ZM48 130V129H47ZM52 130V129H51ZM74 130V129H73ZM78 130V129H77ZM82 130V129H81ZM119 130V129H118ZM127 130V129H126ZM136 130V128H135ZM172 130V129H171ZM252 130V129H251ZM24 131V129H23ZM33 131V130H32ZM45 131V130H44ZM80 131V130H79ZM87 131V130H86ZM90 131V130H89ZM120 131V130H119ZM117 131V132H119ZM134 131V130H133ZM149 131V130H148ZM153 131V130H152ZM159 131V130H158ZM234 131V130H233ZM238 131V130H237ZM260 131V130H259ZM18 132L20 131H17V135H18ZM49 132V131H48ZM53 132V131H52ZM51 132V133H52ZM55 132V131H54ZM62 132V131H61ZM71 132V131H70ZM69 132V133H70ZM77 132V131H75ZM73 132V133H75ZM84 132V131H83ZM109 132V131H108ZM132 132V131H131ZM130 132V133H131ZM139 132V131H138ZM137 132V133H138ZM162 132V131H161ZM166 132V131H165ZM170 132V131H169ZM245 132H247L245 130ZM10 133V132H9ZM44 133V132H43ZM50 133V134H51ZM72 133V132H71ZM141 133V132H140ZM146 133V132H145ZM159 133V132H158ZM171 133V132H170ZM175 133V132H174ZM177 133V132H176ZM180 133V132H179ZM182 133V132H181ZM248 133V132H247ZM246 133V134H247ZM256 133V132H255ZM46 134V132H45ZM58 135V131L56 133ZM60 134V133H59ZM65 134H68V133H64ZM80 134V133H79ZM84 134V133H83ZM107 134V133H106ZM109 134V133H108ZM112 134V133H110ZM117 134V133H116ZM121 134V133H120ZM119 134V135H120ZM124 134V133H123ZM128 134V133H127ZM133 134V133H132ZM147 134V133H146ZM237 134H240L239 132H237ZM16 135V134H15ZM60 135H63V134H60ZM76 135H78L76 133ZM105 135V133L103 134ZM130 135V134H129ZM128 135V136H129ZM138 135V134H137ZM152 135V134H151ZM171 135V134H170ZM182 135V134H181ZM236 135V134H235ZM249 135V134H248ZM2 136V138H1ZM21 136V135H19ZM72 136V134H71ZM79 136V135H78ZM134 136V135H132ZM145 136H148V135H145ZM163 136V135H162ZM174 136V134H173ZM183 136V135H182ZM186 136V137H187ZM4 137V138H3ZM61 137V136H59ZM67 137V135H66ZM76 137V136H74ZM172 137V136H171ZM185 137V136H184ZM225 137V136H224ZM52 138H55V136L53 135ZM58 138V137H57ZM94 138V137H93ZM92 138V139H93ZM109 138V137H108ZM108 138H105V139H108ZM124 138V137H123ZM133 138V137H132ZM137 138V136L135 137ZM235 138V137H234ZM248 138V137H247ZM24 139V138H22ZM85 139V138H84ZM90 138V140H92ZM96 139H97V136H96ZM112 139V138H111ZM139 139V138H138ZM172 139V138H171ZM174 139V138H173ZM178 139V138H177ZM239 139V138H238ZM256 139V138H255ZM259 139V138H258ZM58 140V139H57ZM89 140V142H90ZM103 140V139H101ZM147 140V139H146ZM183 140V138H182ZM254 140V139H253ZM73 141V142H72ZM77 141V140H76ZM81 141V140H80ZM119 141V140H118ZM126 141V140H125ZM142 141V140H141ZM153 141V140H152ZM178 141V140H177ZM184 141H186L184 139ZM92 142V141H91ZM143 142V141H142ZM174 142V141H173ZM189 143V144H192ZM258 142V141H257ZM59 143V141H58ZM80 143V142H79ZM166 143V141H165ZM187 143V142H186ZM25 144V143H24ZM27 144V143H26ZM107 144V143H106ZM110 144V143H109ZM156 144V143H155ZM172 144V143H171ZM252 144V143H251ZM5 145H7V149H5ZM37 145V144H36ZM41 145V144H40ZM39 145V146H40ZM145 145V143H144ZM151 145V144H150ZM174 145V144H173ZM181 145V144H180ZM193 145V144H192ZM23 146V144L21 145ZM30 146V144H29ZM191 146V145H190ZM194 146V147H196ZM260 146V145H259ZM261 146H264L261 144ZM33 147V146H32ZM100 147V146H99ZM138 147V146H137ZM153 147V146H152ZM155 147V146H154ZM169 147V145H168ZM167 147V148H168ZM31 148V146H30ZM39 148V147H38ZM147 148V147H146ZM151 148V146H150ZM175 148V147H174ZM192 148V146H191ZM199 148H195L196 151H198V153L200 154L199 152ZM262 148V147H261ZM26 149V148H25ZM124 149V148H123ZM256 149V148H255ZM92 150V151H93ZM97 150V151H96ZM151 150V149H150ZM149 150V152H150ZM170 150V149H169ZM172 150V149H171ZM175 150V149H174ZM177 150V149H176ZM91 151V153H92ZM157 151H160V150H157ZM179 151V150H178ZM262 151H263V148H262ZM29 152V150H28ZM31 152V151H30ZM162 152V151H161ZM165 152V150H164ZM167 152V151H166ZM169 152V151H168ZM175 152V151H174ZM177 152V151H176ZM179 153V152H178ZM193 153V151H192ZM25 154V153H24ZM172 154V153H171ZM174 154V153H173ZM196 154V153H195ZM220 154V155H219ZM223 154V152H222ZM262 154V152H261ZM260 154V155H261ZM23 155V154H22ZM20 155V156H22ZM57 155V156H56ZM94 155V154H93ZM92 155V156H93ZM102 155V156H101ZM115 155V156H114ZM198 155V154H197ZM195 155V156H197ZM252 155V154H251ZM94 156V158H95ZM121 156V158H122ZM169 156V155H168ZM167 156V157H168ZM180 157V154L177 155ZM203 156H205L203 154ZM146 157V156H144ZM148 157V156H147ZM171 157V155H170ZM178 157V159H179ZM207 157V158H208ZM217 157V158H218ZM222 157V156H221ZM250 157V156H249ZM254 157V156H253ZM92 158V157H90ZM108 158V160H109ZM114 158V159H115ZM122 158V159H124ZM183 158V157H182ZM181 158V159H182ZM190 158V157H189ZM192 158V157H191ZM194 158V156H193ZM198 158V157H197ZM200 158V157H199ZM202 158V156H201ZM200 158V159H201ZM205 158V157H203ZM202 158V159H203ZM255 158V157H254ZM259 158V157H258ZM106 159V158H105ZM103 159V160H105ZM112 159V158H110ZM120 159V158H119ZM124 159V160H125ZM185 159V157H184ZM201 159V160H202ZM223 159V158H222ZM222 159H220L221 163H222ZM97 160V159H96ZM148 160V159H146ZM209 160V159H207ZM206 160V161H207ZM213 160V159H212ZM256 160V159H255ZM85 161V160H84ZM87 161V160H86ZM98 161V160H97ZM116 161V160H115ZM254 161V160H253ZM64 162V163H63ZM80 162V161H79ZM95 162V161H94ZM93 162V164H94ZM106 162H108L106 160ZM111 162V161H110ZM118 162V161H117ZM126 162V160H125ZM184 162V161H183ZM187 162V160H186ZM190 162V161H189ZM192 162V160H191ZM209 162V161H208ZM207 162V163H208ZM217 162V161H215ZM219 162V161H218ZM20 163V162H18ZM17 163V164H18ZM75 163V162H74ZM82 163V162H80ZM85 163V162H84ZM88 163V162H87ZM92 163V162H91ZM100 163V162H99ZM102 163V162H101ZM105 163V162H103ZM121 163V162H120ZM124 163V162H123ZM194 163V162H193ZM205 163V162H204ZM206 163V165H207ZM210 163V162H209ZM212 163V162H211ZM227 163V162H226ZM71 164V163H70ZM92 164V165H93ZM106 165H108L107 163H105ZM110 164V165H111ZM117 164V163H116ZM127 165H129V163H126ZM124 164V165H126ZM189 164V163H187ZM198 164V163H197ZM213 164V163H212ZM211 164V165H212ZM216 164V163H214ZM85 165V164H84ZM95 165V164H94ZM97 162H96V167H97ZM100 165V164H99ZM122 165V164H121ZM120 165V167L122 168V166ZM190 165V164H189ZM193 165V164H192ZM203 164H201V167H206V166H202ZM221 165V164H219ZM216 164V166H219ZM74 166V165H73ZM72 166V167H73ZM80 166V165H79ZM78 166V167H79ZM87 166V164H86ZM114 166H113V169H114ZM155 166V165H154ZM197 166V165H196ZM225 166V165H224ZM75 167V166H74ZM99 167V166H98ZM101 167V166H100ZM107 167V166H106ZM109 167V166H108ZM119 167V168H120ZM153 167V165H152ZM193 167V166H191ZM209 167V166H208ZM211 167H214L215 166H210ZM15 168V169H14ZM17 168V170H16ZM88 168V167H87ZM112 168V167H111ZM213 168V169H214ZM239 168V167H238ZM81 169V167H80ZM108 169V168H107ZM107 169L105 168L103 170V172L105 173V170L107 172ZM205 171H207L206 168H204ZM212 169V170H213ZM218 169V167H217ZM13 170H16L15 173H13ZM99 170V169H98ZM102 170V168H101ZM187 170V169H186ZM221 172L222 170H226L225 168L224 169H221ZM75 171V170H74ZM82 171V170H81ZM113 171V172H112ZM193 171V170H192ZM198 171V170H196ZM200 171V170H199ZM210 171V169H209ZM214 171V170H213ZM212 171V173H213ZM215 171H216V168H215ZM219 171V170H217ZM259 171V170H258ZM91 172V171H90ZM102 172V171H101ZM249 172V171H248ZM58 173H61L58 175ZM93 173V171H92ZM208 173V172H207ZM211 173V172H210ZM223 173H225L227 175L228 172L224 171ZM250 173V172H249ZM96 174V173H95ZM100 174V173H99ZM103 174V173H102ZM105 174V176H107ZM62 175V176H60ZM108 175V176H109ZM221 175V174H220ZM95 176V175H94ZM99 176V175H98ZM104 176V177H105ZM188 176V175H187ZM210 176V175H209ZM212 176H215V174H213ZM217 176V175H216ZM110 177V176H109ZM110 177V178H111ZM207 177V176H206ZM255 177V176H254ZM113 178H115L113 180ZM201 178V177H200ZM203 178V177H202ZM201 178V179H202ZM209 178V177H208ZM212 178V177H211ZM216 178V181H217V177ZM251 178V177H250ZM109 179V178H108ZM200 179V180H201ZM220 179V178H219ZM218 179V181H220ZM204 180V179H203ZM213 179L209 180V181H212ZM253 180V179H252ZM205 181H207L205 179ZM216 181L215 184H216ZM222 181V180H221ZM204 182V181H203ZM208 182V181H207ZM74 183V182H73ZM210 183L212 182H209V185ZM222 183V182H220ZM244 183V181L242 182ZM167 184V183H166ZM214 184V185H215ZM253 184V181L252 183ZM208 185V184H206ZM224 185V184H223ZM250 185V184H249ZM165 186V185H164ZM168 186V185H166ZM165 186V187H166ZM211 186V185H210ZM217 186L220 187V185L218 184ZM157 187V186H156ZM154 187V188H156ZM172 187V186H171ZM224 187V186H222ZM249 187V186H248ZM252 187V186H251ZM160 188V187H158ZM170 188V187H169ZM214 188V186H213ZM218 187H216L217 189ZM254 188V187H252ZM256 188V187H255ZM75 189V187H74ZM73 189V190H74ZM174 189V188H173ZM180 189V188H179ZM219 189V188H218ZM157 190V189H156ZM165 190L167 191V189L165 188ZM171 190V189H170ZM215 190V188H214ZM220 190V189H219ZM154 191V189H153ZM163 191V190H162ZM182 191V190H181ZM217 191V190H216ZM222 191V190H221ZM257 191V190H256ZM71 192H72V189H71ZM156 192V191H155ZM161 192V191H159ZM174 192H177V191H174ZM179 192V191H178ZM240 192H243V191H240ZM246 192V191H245ZM249 193V191H247ZM246 192V193H247ZM149 193V191L147 192V194ZM158 193V192H157ZM168 193V192H167ZM181 193V192H179ZM183 193V191H182ZM218 193V192H216ZM252 193V192H250ZM258 193V192H257ZM83 194V193H82ZM162 194V192H161ZM159 194V195H161ZM171 194V192H170ZM215 194V193H214ZM213 194V195H214ZM254 194V193H253ZM77 195V194H76ZM80 195V194H78ZM77 195V196H78ZM86 195V194H85ZM112 196L111 198L114 197L115 199V202L116 204L112 205V207H110L109 205H106V197L107 196ZM151 195V194H150ZM183 195V194H182ZM181 195V196H182ZM210 195V194H209ZM246 195V194H245ZM244 195V196H245ZM262 195V194H261ZM153 196V195H152ZM157 196V195H156ZM216 196V195H215ZM224 196V195H222ZM84 197V196H83ZM211 197V195H210ZM252 197V196H251ZM250 197V198H251ZM257 197V196H256ZM75 198V199H74ZM79 198V196H78ZM86 198V199H87ZM159 198V197H158ZM157 198V199H158ZM246 198V196H245ZM249 198V199H250ZM108 199V198H107ZM113 199V200H114ZM212 199V198H211ZM218 199V198H217ZM248 199V200H249ZM253 199V198H252ZM152 202H150V201ZM108 201V200H107ZM158 201V200H157ZM220 201V200H219ZM245 201V200H243ZM251 201V199H250ZM111 202V199L108 201V203ZM247 202V200H246ZM176 203V202H175ZM175 203L173 206H175ZM240 203V202H239ZM238 203V204H239ZM248 205V204H247ZM109 206V207H108ZM241 206V204H240ZM177 207V206H176ZM245 207V206H244ZM125 208V209H123ZM249 208V207H248ZM121 209V208H120ZM169 208H166V210H168ZM171 209V208H170ZM181 209V208H180ZM235 209V208H234ZM241 209V208H240ZM239 209V210H240ZM246 210V208H244ZM94 210L96 211L97 215L94 218V222H92L93 226H91V222H89L90 220V213L91 211ZM108 210V209H107ZM121 210V211H122ZM139 210V209H138ZM173 210V209H171ZM249 211V209H247ZM112 211V210H110ZM117 211V210H116ZM140 211V210H139ZM143 211V213H144ZM152 211V210H151ZM159 211V210H158ZM174 211V210H173ZM175 211H177L178 213H181L180 210L178 208L175 209ZM182 214L179 215V219H180V224H184V227H188V230L191 234V239H196L198 240L199 239V246L202 247L203 246V251H204V255L206 256V258H208L207 260H205V262L203 264H214L213 263V260L210 259L211 258V255L213 253L212 249L208 248L207 245L205 244V242L202 240V234H203V229H202V222L201 220L196 216V214L192 211H185V210H182ZM114 212V211H113ZM129 212V211H128ZM132 212V213H133ZM153 212V211H152ZM162 212V211H161ZM126 213V211H125ZM168 213V212H167ZM172 212L170 211V215L172 216L171 214ZM135 214V213H134ZM174 214V213H173ZM117 215V214H116ZM133 215V214H132ZM144 215V214H143ZM168 215V214H167ZM166 215V216H167ZM238 215H241V214H238ZM237 215V217H238ZM93 216V215H92ZM108 216V215H107ZM111 216H112V213H111ZM115 216V214L113 215ZM138 216V215H136ZM146 216V215H145ZM162 217V215H160ZM126 217V216H125ZM140 217V216H139ZM138 217V218H139ZM158 217V216H157ZM156 217V218H157ZM169 217V216H168ZM256 217V216H255ZM114 218V217H113ZM128 218V217H126ZM135 218V217H134ZM141 218V217H140ZM142 218H144V216H142ZM159 218V217H158ZM167 218V217H166ZM165 218V219H166ZM112 219V218H110ZM130 219V218H129ZM137 219V218H136ZM171 219V218H170ZM231 219V218H230ZM116 220V219H115ZM131 220V219H130ZM133 220V218H132ZM139 220V219H138ZM143 220V219H142ZM162 220H163V217H162ZM92 221V219H91ZM112 221V220H111ZM137 221V220H136ZM150 221V222H151ZM160 221V220H159ZM109 222V221H107ZM112 222H115V221H112ZM130 222V221H129ZM144 222V221H142ZM146 222V221H145ZM152 222V223H153ZM230 222V220H229ZM106 223V222H105ZM137 223V222H136ZM160 223V222H159ZM158 223V224H159ZM168 223H171V222H168ZM173 223V222H172ZM171 223V224H172ZM176 222H174L175 224ZM178 223V222H177ZM258 223V222H257ZM108 224V223H107ZM111 224V222H110ZM130 224V223H129ZM135 224V223H134ZM133 224V225H134ZM230 224V223H229ZM261 224H264V220L261 221ZM153 225V224H152ZM162 225V224H161ZM186 225V226H185ZM128 226V225H127ZM131 226V225H130ZM170 226V225H169ZM175 226V225H174ZM109 227V226H108ZM156 227V226H155ZM179 227V226H178ZM183 227V228H184ZM206 227V226H205ZM204 227V228H205ZM224 227V226H223ZM104 228V227H103ZM124 228V227H123ZM195 228V229H194ZM222 228V227H221ZM230 228V227H229ZM241 228V227H240ZM107 229V228H106ZM153 229V228H152ZM163 229V228H162ZM170 229V228H169ZM177 229V228H176ZM182 229V227H181ZM186 229V228H185ZM184 229V230H185ZM209 229V228H208ZM219 229V228H218ZM129 230V229H128ZM136 230V229H135ZM164 230H168V229H164ZM173 230V229H172ZM183 230V229H182ZM183 230V231H184ZM127 231V230H126ZM176 231V230H175ZM173 231V232H175ZM178 231V230H177ZM176 231V232H177ZM206 231V230H205ZM124 232V231H123ZM122 232V233H123ZM132 232V231H130ZM187 232V231H186ZM207 232V231H206ZM263 232V230H262ZM181 233V232H180ZM120 234V232H119ZM134 234V233H133ZM176 234V233H174ZM184 234V233H182ZM206 234V233H205ZM215 234V233H214ZM173 235V234H172ZM209 235V234H208ZM207 235V236H208ZM213 235V233H212ZM129 236V235H128ZM127 236V237H128ZM180 236V235H178ZM176 237V238H181L182 237ZM185 236V235H183ZM125 237V236H124ZM188 237V235H187ZM186 237V238H187ZM120 238V237H119ZM129 238V237H128ZM185 238V239H186ZM198 238V239H197ZM213 238V236L211 237ZM210 238V239H211ZM108 239V241L110 242V246L112 247V249H116L119 253L114 256L112 258L111 261H106L105 259V256L107 254H109L107 251H106V240ZM184 239V240H185ZM207 239V238H206ZM227 240V239H226ZM120 241V240H119ZM125 241H128V240H125ZM188 241V240H187ZM191 241V240H190ZM195 241V240H194ZM221 241V240H220ZM174 243V242H173ZM191 243V242H190ZM198 244V242H196ZM233 243V242H232ZM128 245V243H126ZM177 244V243H175ZM174 244V245H175ZM180 245V244H179ZM177 245V246H179ZM109 246V247H110ZM170 246V245H169ZM221 246V245H220ZM225 246V245H224ZM227 246V245H226ZM234 246V244H233ZM110 247V248H111ZM176 247V245H175ZM180 247V246H179ZM190 246H188L189 248ZM199 247V248H200ZM258 248V246H256ZM254 247V248H256ZM191 248V247H190ZM251 248V247H250ZM177 249V247H176ZM180 249V248H179ZM192 249V248H191ZM201 249V248H200ZM228 249V248H227ZM253 249V247H252ZM260 249V248H258ZM258 249L256 251H258ZM264 249V248H263ZM262 249V250H263ZM173 250V249H171ZM198 250V248H197ZM261 250V249H260ZM259 250V251H260ZM261 250V251H262ZM109 251V250H108ZM167 251V250H166ZM202 251V249H201ZM260 251V252H261ZM174 252V251H173ZM172 252V253H173ZM218 253H221L220 250L217 251ZM253 252H255V250H253ZM178 253V252H177ZM231 253V252H230ZM234 253V251H233ZM257 253V252H256ZM262 253V252H261ZM111 254V253H110ZM168 254V253H167ZM171 254V252H170ZM176 254V253H175ZM188 254V253H186ZM229 254V253H228ZM237 254V253H236ZM177 255V254H176ZM217 255V254H216ZM231 255V254H229ZM255 255V254H254ZM253 255V256H254ZM258 255V253H257ZM262 255V254H260ZM159 256V255H158ZM174 256V255H173ZM184 256V255H183ZM218 256V255H217ZM221 256V255H220ZM239 256V255H238ZM243 256V255H242ZM251 256V257H253ZM259 256V255H258ZM175 257V256H174ZM185 257V256H184ZM201 257H202V254H201ZM241 257V256H240ZM256 255L254 256V258L252 259H257ZM261 256H259L260 258ZM111 258V257H109ZM157 258V257H156ZM160 258V257H159ZM158 258V259H159ZM258 258V259H259ZM108 259V258H107ZM162 259V257L160 258ZM159 259V260H160ZM164 261L165 264H177L175 263L171 257H164ZM250 259V258H249ZM249 259L248 260V263L250 264V261ZM257 259V260H258ZM110 260V259H109ZM178 260V259H177ZM220 260V259H218ZM254 260V261H255ZM264 260V259H263ZM161 261V260H160ZM163 261V260H162ZM227 261V260H226ZM235 261V260H234ZM250 261V262H249ZM253 261V262H254ZM158 262V261H157ZM179 262V261H178ZM184 262V261H183ZM256 262V261H255ZM156 263V262H155ZM154 263V264H155ZM198 263V262H197ZM237 263V262H236ZM262 263V262H261ZM160 264H163V263H160ZM180 264H186V263H180ZM217 264V263H216ZM221 264V262H220ZM232 264V263H231ZM254 264V263H253Z\"/></svg>",
    "mask_w": 264,
    "mask_h": 264
},
{
    "label": "crops",
    "instance_id": "3",
    "mask_svg": "<svg viewBox=\"0 0 264 264\" xmlns=\"http://www.w3.org/2000/svg\"><path fill=\"white\" fill-rule=\"evenodd\" d=\"M216 1L72 0V37L68 38V41L72 42V54L84 56L86 62L99 64L100 66L106 65L108 62L106 57L109 55L139 56L140 59L143 56L146 57L144 59L146 61L143 60L142 63H154L155 59L151 57L158 55V50H162V48L165 50L163 52L164 55L183 57L184 66L179 69L180 71L187 72V77L192 72L198 73V75L201 72V80L205 85L208 83L207 86L209 85L210 88L218 89L221 94H227L229 100L233 103L231 112L225 111L226 114L223 111L213 113V119L217 121L211 123L210 126L213 125V128H215L218 126V121L222 122L224 130L226 128L223 135L229 137L230 147L232 146L229 149L232 157V166L240 168L243 166L240 163L242 154L247 152V148L245 147V150H243L241 147L243 144L237 142V137H249L254 134L248 129V127H252L253 119L260 120L262 125L264 122V115H261L263 112H260V115H255L249 110L250 104H264V92L262 90L264 89V0ZM236 9L237 11H235ZM197 18L198 20H196ZM131 39H138V42L135 40V44ZM217 43L218 45H216ZM203 44L206 46L205 48ZM121 52L122 54H120ZM140 59H135L133 62L137 65L136 70L142 73L143 66H141ZM168 63L170 62L168 61ZM253 67H256V71ZM247 68L249 69L247 70ZM164 71H166V68H164ZM248 71L251 72V76L248 75L250 74ZM209 76L212 77V80H208ZM166 77H172V80L175 81L174 76ZM181 85L186 90V99L189 102L192 86L185 81L181 82ZM198 88H201V85ZM254 89L260 90L256 91ZM196 119H200V117H196ZM231 122H234V124ZM182 128L186 135L188 133L185 130L204 132L210 129L206 125L202 128ZM237 132L240 134H237ZM244 146L249 147L250 145L245 142ZM220 149L222 152L225 151L223 146ZM198 150L199 152H203L201 148ZM221 151L219 150V152ZM247 159L245 157V163Z\"/></svg>",
    "mask_w": 264,
    "mask_h": 264
}]
</instances>
